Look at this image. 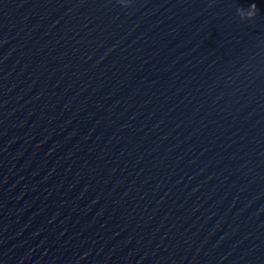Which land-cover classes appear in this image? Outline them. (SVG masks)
I'll list each match as a JSON object with an SVG mask.
<instances>
[{
  "label": "water",
  "instance_id": "1",
  "mask_svg": "<svg viewBox=\"0 0 264 264\" xmlns=\"http://www.w3.org/2000/svg\"><path fill=\"white\" fill-rule=\"evenodd\" d=\"M0 264H264V0H0Z\"/></svg>",
  "mask_w": 264,
  "mask_h": 264
}]
</instances>
